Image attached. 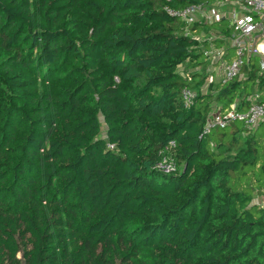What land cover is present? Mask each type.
<instances>
[{"label":"trees","instance_id":"16d2710c","mask_svg":"<svg viewBox=\"0 0 264 264\" xmlns=\"http://www.w3.org/2000/svg\"><path fill=\"white\" fill-rule=\"evenodd\" d=\"M212 1L0 0V264H264V119L204 133L264 101L261 58L208 85L198 35L233 28L164 9Z\"/></svg>","mask_w":264,"mask_h":264},{"label":"built area","instance_id":"2783aa9c","mask_svg":"<svg viewBox=\"0 0 264 264\" xmlns=\"http://www.w3.org/2000/svg\"><path fill=\"white\" fill-rule=\"evenodd\" d=\"M164 9L169 16L179 18L187 25H208L225 20L233 28L229 40L235 55L231 60L227 59L225 48L205 52L208 57L212 52V57L216 60V65L212 64L208 72V85L216 81L226 82L239 76L246 57L251 55L259 56L264 68V44L261 43L264 38V0H215L182 9H172L168 6ZM195 95L194 91L184 89L186 107L191 106ZM262 119L264 101L260 99L259 94H254L250 106L245 111L238 110L235 104L226 110H214L207 120L204 133H210L216 127H226L235 121L243 122L247 127H254ZM176 146L177 142L170 140L160 151L161 159L156 167L165 174L174 173L178 169L173 158Z\"/></svg>","mask_w":264,"mask_h":264},{"label":"rangeland","instance_id":"374dc122","mask_svg":"<svg viewBox=\"0 0 264 264\" xmlns=\"http://www.w3.org/2000/svg\"><path fill=\"white\" fill-rule=\"evenodd\" d=\"M198 38H199V41L202 42V44H208V48L204 47L202 48V50H204V52L206 51H213L212 49H218L219 47H216L214 43H216L217 41H222V40H225L227 43H229L230 41L222 36V34H220L218 31L216 30H212V29H203V32L198 35ZM261 43L264 44V38L261 40ZM210 56L208 57L207 55V58H208V66L206 68V71L209 72L210 68H212L211 66L213 65H216L215 63V58L212 57V52L209 53ZM235 55V51H231V55L229 56V60H231ZM213 64V65H212ZM180 70L182 72H184L185 74H193L195 72H199V71H202V67L201 66H191L190 64H185L183 66L180 67ZM90 73H91V76L90 78H97L99 76H102L104 75L106 72H107V68L104 67V66H97V67H92L90 68ZM89 78V79H90ZM99 117H100V121L102 123V135L105 134V129H106V126H105V123H104V119L103 117L101 116V114H99ZM255 201L261 205H264V197H257L255 199Z\"/></svg>","mask_w":264,"mask_h":264},{"label":"crops","instance_id":"0c3cea01","mask_svg":"<svg viewBox=\"0 0 264 264\" xmlns=\"http://www.w3.org/2000/svg\"><path fill=\"white\" fill-rule=\"evenodd\" d=\"M212 30H215V29H212ZM228 40H229V39H228ZM229 41H230V40H229ZM229 47H231L230 42H229V43L226 42L222 47H219V48H221V49H222V48H225V49L227 50V49H229ZM231 48H232V47H231ZM231 51H233V50H230V52H231Z\"/></svg>","mask_w":264,"mask_h":264}]
</instances>
